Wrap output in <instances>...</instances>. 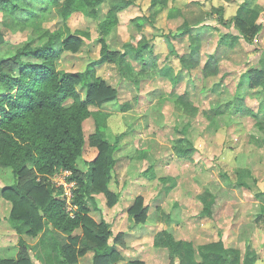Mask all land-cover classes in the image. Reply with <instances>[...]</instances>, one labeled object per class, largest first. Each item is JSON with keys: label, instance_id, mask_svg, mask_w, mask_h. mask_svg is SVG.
Wrapping results in <instances>:
<instances>
[{"label": "rangeland", "instance_id": "rangeland-1", "mask_svg": "<svg viewBox=\"0 0 264 264\" xmlns=\"http://www.w3.org/2000/svg\"><path fill=\"white\" fill-rule=\"evenodd\" d=\"M62 1L42 14L43 26L60 31L62 39L76 30L90 32L91 39L78 51L64 52L58 60L61 72L83 71L101 57L98 22L81 14L65 22L60 13ZM165 1L159 13L153 0H136L121 11L107 42L112 52L123 56L97 66V75L121 92L119 101L98 111L103 135L115 146L117 163L109 190L118 196V203L110 206L108 196L88 181L89 215L110 227L109 252L114 249L119 254L112 264H170L169 251L154 243L163 230L182 242V256L174 264H264V202L258 197L264 192V134L255 126V117L227 114L209 120L205 116L232 98L248 69L264 70V27L254 44H249L233 23L238 16L248 26H264V0H200L199 5L190 4L194 0ZM143 16L149 21L143 22ZM205 25L211 29L204 30ZM33 30L0 7V60L32 44ZM225 34L229 37L222 41ZM142 49L148 65L134 58ZM194 54H199L200 64L180 73L181 58ZM215 54V76L204 78L203 66ZM225 74L229 75L222 81ZM185 93L199 108L198 113L187 114L177 107L178 97ZM81 95L84 97V89ZM261 98H247V104L257 110L264 101ZM122 103L131 104V109L122 112ZM261 113L264 116V109ZM94 125L92 117L84 122L83 177L89 175L85 163L98 155V149L90 145ZM179 138L189 141L184 147L192 144L197 149L192 156L177 153ZM70 173L59 171L50 180L56 189L63 188L58 196L64 198L67 213L74 217L78 208L72 204L73 190L77 186L69 181ZM33 178L42 179L33 169L20 178L12 168L0 165V259L30 254L35 264H69L58 255L47 256L54 240L51 223L32 237L22 222L11 218L12 203L2 196V190L14 184L23 188ZM138 197L148 206L147 220L139 224L129 213ZM62 237L65 241L76 238L77 264H93L94 244L82 228ZM21 239L27 245L24 250ZM83 249L84 255L79 253ZM209 254H220L222 259L213 261Z\"/></svg>", "mask_w": 264, "mask_h": 264}, {"label": "trees", "instance_id": "trees-1", "mask_svg": "<svg viewBox=\"0 0 264 264\" xmlns=\"http://www.w3.org/2000/svg\"><path fill=\"white\" fill-rule=\"evenodd\" d=\"M61 0H0L3 11L12 14L21 25L32 27L31 43L22 47L12 56L0 60V165L10 167L16 177L27 176L33 169L37 181L33 178L25 187L18 184L7 186L2 190V196L12 203L11 218L22 222L27 233L37 237L46 228L47 222L53 227L54 240L50 245L47 256L58 255L69 264H77L76 248L72 237L65 241L63 234H73L76 229H83L85 237L94 244L93 264H112L118 259V252H109L110 227L107 222H97L89 214L91 212L87 197L88 181L92 187L104 193L110 199V206L117 204L118 196L109 190L113 179V169L116 166L114 158L115 146L103 135L102 118L98 112L105 104L119 101L121 92L97 75V66L118 60L123 54L111 51L107 38L112 29L119 23V13L135 5L136 0H63L61 16L66 22L72 16L81 14L98 22L101 57L93 61L83 71H60L58 60L64 52H76L91 39L86 30H76L66 38H61L60 31L51 32L43 26L42 14L48 11L50 5L58 4ZM200 0L190 4L199 5ZM156 13L164 9L165 0H153ZM105 10V12H104ZM143 22L149 21L143 16ZM233 23L240 32L242 39L254 44L256 37L262 32L263 25L248 26L238 16ZM211 26L205 25V29ZM187 30V25L184 28ZM204 32V31H203ZM202 32V33H203ZM229 37L225 34L222 41ZM239 39L238 36H232ZM201 38H203L201 34ZM45 40V41H44ZM2 39L0 37V43ZM151 54V49H147ZM116 56V57H115ZM136 61H145V50H139L134 56ZM143 60V61H142ZM200 64L199 54L181 58V71H190ZM217 67V55L211 56L203 66L204 78L214 75ZM229 74L222 77V81ZM246 76V77H245ZM179 77V75H178ZM228 85V84H226ZM84 89V97L81 90ZM210 91L214 89L207 88ZM232 98L223 104L205 112L209 120L227 114H240L255 117L256 127L264 134V101L259 102L255 110L247 104V98L264 97V70L250 68L240 78L235 86ZM262 99V98H261ZM177 107L187 114L198 113L199 108L190 101L185 93L178 97ZM131 109V104L122 103L121 111ZM94 118L95 132L90 135V145L98 149L97 157L86 162L88 176L83 177L80 161L86 145L84 122ZM187 138H179L175 149L181 157H190L195 149ZM179 146H182L181 148ZM59 171H70V182L76 183L73 190L72 204L78 208L77 214L71 217L66 211L62 187L56 189L50 177ZM89 179V180H88ZM264 202V192L258 194ZM136 223L147 220L148 206L143 197H138L129 209ZM156 247L166 248L170 254V264L182 256V242L166 230L156 236ZM22 250L27 248L25 240H20ZM85 254L86 251L79 252ZM213 261L222 259L220 254H209ZM0 264H35L33 255L27 254L17 259H0ZM129 264H143L130 262ZM198 264H205L201 262Z\"/></svg>", "mask_w": 264, "mask_h": 264}, {"label": "crops", "instance_id": "crops-1", "mask_svg": "<svg viewBox=\"0 0 264 264\" xmlns=\"http://www.w3.org/2000/svg\"><path fill=\"white\" fill-rule=\"evenodd\" d=\"M89 119V118H88ZM87 121V120H86ZM93 150H96V147H93L92 148ZM84 153H85V148H84ZM95 158V157H94ZM94 158H92L93 160H94ZM87 159H89V158H87ZM92 159L90 160V161H92Z\"/></svg>", "mask_w": 264, "mask_h": 264}, {"label": "built area", "instance_id": "built-area-1", "mask_svg": "<svg viewBox=\"0 0 264 264\" xmlns=\"http://www.w3.org/2000/svg\"><path fill=\"white\" fill-rule=\"evenodd\" d=\"M67 172H70V171H67ZM67 195H70V198L72 197V193L71 192H68Z\"/></svg>", "mask_w": 264, "mask_h": 264}]
</instances>
